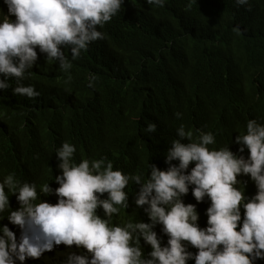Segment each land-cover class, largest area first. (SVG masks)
<instances>
[{
	"label": "trees",
	"instance_id": "1",
	"mask_svg": "<svg viewBox=\"0 0 264 264\" xmlns=\"http://www.w3.org/2000/svg\"><path fill=\"white\" fill-rule=\"evenodd\" d=\"M249 3L250 10L235 0H165L163 7L124 0L99 29L105 38L82 51L68 73L40 58L23 81L35 85L38 97L13 95L15 79L8 90H0V179L15 173L38 189L53 184L60 174L55 150L65 141L76 146L77 163L105 157L114 169L146 176L148 164L167 167L165 154L180 124L211 131L215 147L229 144L237 152L239 145L231 141L246 131L247 120L264 123V0ZM176 112L182 113L180 119ZM149 122L157 130L145 134ZM242 155L247 157L248 150ZM238 179L246 196L255 195L248 176ZM138 188L127 186L129 207L113 216L114 224L149 222L134 203ZM183 200L196 205L198 224L206 227L207 198L196 204L190 188ZM97 212L103 216L102 209ZM9 228L19 239V227ZM161 228L156 225L154 231L166 245ZM140 243L147 256L150 245ZM75 248L62 244L24 264H60L65 249ZM188 250L197 252L191 245Z\"/></svg>",
	"mask_w": 264,
	"mask_h": 264
},
{
	"label": "clouds",
	"instance_id": "2",
	"mask_svg": "<svg viewBox=\"0 0 264 264\" xmlns=\"http://www.w3.org/2000/svg\"><path fill=\"white\" fill-rule=\"evenodd\" d=\"M123 3L0 0V90H8L9 81L15 79L13 95L38 97L35 85L23 83L26 73L44 57L68 73L82 51L105 38L99 29ZM146 3L163 7L165 0ZM235 3L251 9L249 0ZM94 80V76L89 80L90 87ZM175 116L180 119L182 113ZM156 130L157 125L149 122L143 131ZM231 142L239 145L237 152L229 144L215 147L211 131L180 124L165 154L167 167L148 164L146 176L114 169L105 157L82 158L77 163L76 146L63 142L55 150L60 169L56 183L46 182L38 189L35 182L19 180L15 173L0 179V264H24L27 258H41L62 244L76 248L74 252L65 249L60 264H187L189 260L255 264L264 260V123L248 119L246 131ZM245 149L247 157L242 155ZM240 176L254 182L255 195H245ZM130 183L139 186L134 203L143 208L149 222L114 224L113 216L129 207L125 189ZM190 188L196 204L205 198L210 202L206 227L198 224L196 205L183 200ZM10 224L19 227V239ZM156 225L167 235L166 245L154 231ZM141 240L151 247L147 256ZM188 245L197 252L189 251Z\"/></svg>",
	"mask_w": 264,
	"mask_h": 264
},
{
	"label": "bare ground",
	"instance_id": "3",
	"mask_svg": "<svg viewBox=\"0 0 264 264\" xmlns=\"http://www.w3.org/2000/svg\"><path fill=\"white\" fill-rule=\"evenodd\" d=\"M224 112V111H223ZM243 119V118H242ZM230 126V125H229ZM224 129V128H223ZM226 142H227V140H226ZM85 143V142H84ZM92 148V147H91ZM121 159V158H120Z\"/></svg>",
	"mask_w": 264,
	"mask_h": 264
}]
</instances>
